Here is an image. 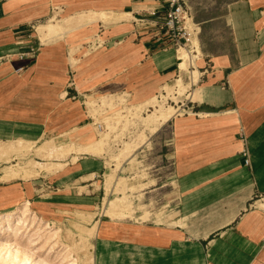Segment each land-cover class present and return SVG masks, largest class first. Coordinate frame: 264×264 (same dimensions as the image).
<instances>
[{
  "label": "crops",
  "instance_id": "obj_1",
  "mask_svg": "<svg viewBox=\"0 0 264 264\" xmlns=\"http://www.w3.org/2000/svg\"><path fill=\"white\" fill-rule=\"evenodd\" d=\"M183 3L199 45L198 79L154 130L155 206L148 220L132 221L95 212L105 197L98 154L51 159L63 168L37 177L2 179L3 169L18 157L46 162L35 150L50 140L64 143L58 149L95 144L89 96L146 103L182 80L160 29L167 0H0V144L31 145L0 160V215L28 203L52 229L66 215L92 217L71 222L96 223L93 264H264V0ZM88 12L116 20L45 43L36 35L37 26Z\"/></svg>",
  "mask_w": 264,
  "mask_h": 264
},
{
  "label": "rangeland",
  "instance_id": "obj_2",
  "mask_svg": "<svg viewBox=\"0 0 264 264\" xmlns=\"http://www.w3.org/2000/svg\"><path fill=\"white\" fill-rule=\"evenodd\" d=\"M97 14L99 13H88L87 17L80 18L78 16L74 17V19L70 21H67V18L64 19L61 23H58V25L62 24L65 25V27H61L57 34L58 36H55L53 38H59V34L60 36H63V33L69 32L79 25L91 23L98 20L106 24L113 21L115 22L116 20L113 19L116 18V16H114L110 12H104L103 15ZM65 20L66 23H64ZM189 24L192 27V24ZM193 39V41H195V38ZM182 49L190 51L188 48H180L175 50L180 54ZM195 61L196 59H194L193 65L188 67V69L192 70L191 67H194ZM193 70L195 69L193 68ZM178 76L182 78L185 88L187 87V89L184 88L185 91H183L182 95L180 96L168 94V91H175V89H177L174 86L175 84L173 81L169 86H165L164 90L156 97H152L154 102H152V99L147 101L146 103L133 102L131 101L130 95L119 93L110 96H107L105 94H101L99 96H89V98L86 99V104L90 111V115L94 118V127H96L97 124H101L103 130L102 132H98L95 129L97 137L94 141L92 140L91 142H94L95 146L97 147V152L95 154L100 155L102 160L105 162V170L98 178V186H100V188L102 189L101 193L105 196L103 200L104 204L102 208L100 204L99 208L95 210V212H97V215L99 213L102 215L103 207H105L107 202L118 197L121 198V207L118 210L124 214L130 213V216H132L129 219H131L132 221L138 220V215H141L142 213V215L146 216V219L143 218L141 219V221L144 219L148 220L151 216L150 213H153L155 200L152 190L154 188L153 185L156 184L153 175L156 174L155 168H157L158 166L157 160L160 157L159 155L161 140L159 139L158 135L159 130L155 132L153 129L154 126L151 124H147L144 118L154 108H158V105L160 104L164 107L173 106L175 109H177V105H179L180 102H184L186 92L189 88H191V83L187 72L181 74L179 73ZM196 77L198 79V75ZM162 126L163 125H161L159 129ZM50 141L41 144L37 148L42 146L57 148V145L64 144L54 143L56 142V140ZM68 143L73 145V147H78V145L80 144L79 141H70ZM21 158L25 157L22 156ZM19 161L20 157L16 158L13 161L10 160L7 165L15 164ZM37 176H39V174H34L33 177ZM108 176H112L113 181H115L114 179L116 177L121 178V180L118 181L115 187L112 181V186L114 187L113 190H111L112 186L108 187L106 184V178ZM107 188H109V190ZM263 203L264 201L262 203H259V207L264 210ZM63 217L64 220L58 221L63 222V224L61 223L57 225L56 229H52V227L50 226V229H52L50 231V234L53 232H57V236L54 237V239L58 241V244H61V246L67 245L71 251L70 256L73 259L77 258L75 260L78 264H86V258L89 255L86 250L87 247L90 248L92 246V238L87 239L85 237L86 230L90 226L79 223L73 224L71 222V219L75 218V220H81L83 222H89L90 219L88 217L87 219H85V214L83 213L75 215L73 218L71 217V219L67 215ZM67 223H69V225ZM90 223L92 224V222ZM67 231L70 232L68 233ZM32 233L33 231L31 232V234ZM50 234L44 233V235L42 234L43 236L41 238H37V236L33 237L37 240L36 247H41L39 251L37 249L38 253L36 255L41 259L47 260L51 264H61L60 259L62 255H60V251L62 247L53 249V252L50 254L48 253V251L44 252V250L47 249L52 241L50 240L48 243H46V237H48ZM0 239L3 242H13L11 238L1 237V235ZM71 239L74 240L71 241ZM17 241L20 246H23L26 243L25 239H18ZM72 242L75 243L73 244ZM76 243L78 245H76ZM71 244L72 246L74 245L73 249L75 248L74 250L77 251L72 250ZM90 251L92 252L93 256V249L91 248L89 252Z\"/></svg>",
  "mask_w": 264,
  "mask_h": 264
},
{
  "label": "bare ground",
  "instance_id": "obj_3",
  "mask_svg": "<svg viewBox=\"0 0 264 264\" xmlns=\"http://www.w3.org/2000/svg\"><path fill=\"white\" fill-rule=\"evenodd\" d=\"M89 13V12H88ZM88 13L80 14L79 17H87ZM99 13L97 15H103L104 12H96ZM106 14V13H105ZM125 15H122L120 18H125ZM128 16V15H127ZM74 19V17H69L67 21H70ZM60 25L58 24H52L48 23L46 25L37 26L36 27V35L42 41L43 43L52 40L53 37L58 36V32L60 30ZM194 40V39H193ZM190 51L183 50L179 54L177 52L178 57V69L180 73H188L191 86L196 84L197 82V70H190L188 67L193 65L194 59L197 58V55H199V45L198 42L195 40L190 45ZM190 70V71H189ZM174 86L177 88L175 91H168L169 95H182L185 85L183 81L179 78L174 80ZM189 88V87H188ZM187 89V87L185 88ZM191 98V95L188 96ZM152 102L153 99H152ZM159 102V101H155ZM158 108H154L150 113L147 114V116L144 118L147 122V124H151L154 126V130L164 122L170 119L171 116L174 115V113L177 112V109H175L173 106H167L164 107L163 105H158ZM31 145L25 144V143H13V144H0V160L5 159L8 160L9 156L14 154H22V152L25 149H29ZM27 149V150H28ZM97 147L95 144L93 145H87V146H79L76 148H54V147H39L35 150V154L40 158L45 160L46 162L41 163L34 160H27L23 161L20 159L19 162L6 167L3 169L4 176L2 179H11L16 177H22V178H30L34 176V174L38 175L39 172L47 171L50 173L57 172L63 168V165H61L58 162H53L51 159H62L66 158L68 154L71 152H93L95 154L97 151ZM24 153V152H23ZM72 162V161H71ZM113 181L112 176H108L106 178V184L108 187L112 186L114 184V187L117 185L118 181L121 180L120 177H116ZM113 181V184H112ZM112 186V189L114 188ZM109 190V188H107ZM125 198V197H124ZM123 200V199H122ZM121 198H115L109 202L106 203L105 207H103V213L104 215L111 217V218H117V219H129V214H124L118 209L121 207ZM31 213L29 211V204L24 203L21 207L17 208L15 211L8 212L6 214L0 215V235L1 237L11 238L13 242H3L0 239V264H51L45 259H41L37 257V249L38 251L41 249V247L37 248V240L34 239V236H37V238H41L44 233L50 234V225H45L46 227H42V221H39L38 218H36L34 215L31 217ZM90 220L92 217H89ZM96 229V223L93 222V224L87 228L86 230V238L90 239L94 236ZM33 233L31 234V232ZM48 232V233H46ZM68 232V231H67ZM70 232V231H69ZM68 232V233H69ZM43 234V235H42ZM72 235V232H71ZM57 236V232L51 233L48 237H46V243H48L50 240L51 243L47 247V249L44 250V252H47L50 254L53 252V249L55 248H61V254L62 257L60 259L61 264H78L75 259H73L70 256V249L67 245L58 244V241L54 239V237ZM71 237V236H70ZM53 238V239H52ZM82 238V237H81ZM18 239H25V244L23 246H20L18 243ZM74 240V239H73ZM71 239V241H73ZM79 240V239H78ZM77 240V241H78ZM85 240V239H84ZM23 241V240H22ZM75 241V242H77ZM74 242V243H75ZM85 242V241H84ZM88 242V241H87ZM73 243V242H72ZM73 243V244H74ZM79 243V242H77ZM76 243V245H78ZM83 243V242H82ZM69 244V242H68ZM80 245V244H79ZM72 246V244H71ZM82 246V245H81ZM88 246V245H87ZM50 247V248H49ZM74 245L72 246V250ZM79 248V247H78ZM92 246L90 248L87 247V253L88 255L86 258L87 263L86 264H93V256L91 250ZM77 249V248H76ZM36 250V251H35ZM79 250V249H78ZM77 251V250H74ZM79 253V252H78ZM82 255V254H81ZM48 256V255H47ZM80 256V255H78ZM82 257V256H81ZM84 258V257H83ZM81 261V260H80ZM83 262V261H82ZM59 263V262H58Z\"/></svg>",
  "mask_w": 264,
  "mask_h": 264
},
{
  "label": "built area",
  "instance_id": "obj_4",
  "mask_svg": "<svg viewBox=\"0 0 264 264\" xmlns=\"http://www.w3.org/2000/svg\"><path fill=\"white\" fill-rule=\"evenodd\" d=\"M167 2L169 9L163 15V22L160 28L163 37L176 49L188 48L191 50L190 45L193 42V38L196 40V35L189 11L185 7L183 0H167ZM189 23L192 24V27ZM191 68L193 69V67ZM96 130L102 132V125L97 124Z\"/></svg>",
  "mask_w": 264,
  "mask_h": 264
}]
</instances>
